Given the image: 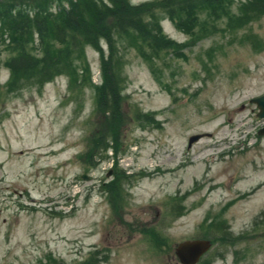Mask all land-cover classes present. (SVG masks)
I'll return each instance as SVG.
<instances>
[{"label": "rangeland", "instance_id": "obj_1", "mask_svg": "<svg viewBox=\"0 0 264 264\" xmlns=\"http://www.w3.org/2000/svg\"><path fill=\"white\" fill-rule=\"evenodd\" d=\"M189 1L207 19L200 37L169 16L165 32L187 44L145 46L150 59L131 34L85 43L90 71L76 65L72 90L60 74L9 88L0 66V264H182L188 239L213 243L198 264H264V118L252 101L264 94V4L240 25L244 0H220L218 17ZM23 23L14 43L0 30V49L20 46L32 63L43 41ZM112 56L123 64L107 79Z\"/></svg>", "mask_w": 264, "mask_h": 264}, {"label": "trees", "instance_id": "obj_2", "mask_svg": "<svg viewBox=\"0 0 264 264\" xmlns=\"http://www.w3.org/2000/svg\"><path fill=\"white\" fill-rule=\"evenodd\" d=\"M251 2L264 4V0ZM220 3V0H207L212 11H205L206 16L218 17L217 9ZM246 3H242L240 25L247 22L251 16V9L249 5L245 6ZM169 16L176 20L180 29L194 34L195 37H200L203 30L207 29V19L200 18L189 0H151L134 5L130 0H0V30L4 28L8 31L14 43L26 33L23 21L37 22L44 50L43 58L30 63L28 53L20 46L16 48L17 53L14 56L5 59L0 49V66L4 64L11 71L9 88L23 84L43 85L58 74L69 75L74 87L79 80L75 78L78 73L76 65L81 64L85 74L90 71L83 52L85 43L98 46L100 38H107L112 43L114 35L131 34L133 44L147 59H150V55L145 46L156 54H160L172 44L182 48L183 45L176 44L163 32L161 20ZM87 17H94L99 21L90 24ZM108 17L110 21L105 22ZM11 44L7 45V51L15 53L16 50L11 48ZM111 46L113 47V44ZM21 55L26 56L19 57ZM113 60L123 64L119 57L112 56L109 61L103 60L107 79H110L107 69L114 64Z\"/></svg>", "mask_w": 264, "mask_h": 264}, {"label": "water", "instance_id": "obj_3", "mask_svg": "<svg viewBox=\"0 0 264 264\" xmlns=\"http://www.w3.org/2000/svg\"><path fill=\"white\" fill-rule=\"evenodd\" d=\"M254 101L257 102L261 110L259 115L264 117V95L254 99ZM262 132H264V130ZM202 136L203 135L201 134L194 135L190 139V143L192 144ZM210 247L211 242L206 239L187 240L178 245L177 254L184 264H196L200 260L202 255L209 250Z\"/></svg>", "mask_w": 264, "mask_h": 264}]
</instances>
